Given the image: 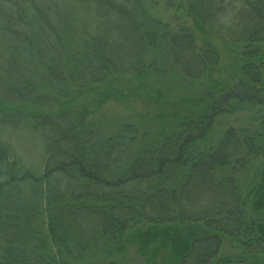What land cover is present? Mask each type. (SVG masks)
I'll use <instances>...</instances> for the list:
<instances>
[{"label": "trees", "instance_id": "1", "mask_svg": "<svg viewBox=\"0 0 264 264\" xmlns=\"http://www.w3.org/2000/svg\"><path fill=\"white\" fill-rule=\"evenodd\" d=\"M114 5L110 28L81 40L67 19L52 22L35 5L32 14L0 11V134L31 126L44 150L41 165L26 163L0 135V264H129L135 231L145 242L150 231H176L161 258L140 243L137 264H215L224 236L245 238L240 259L264 264V165L256 163L264 131L231 128L217 145L198 142L228 108L264 107V0H196L198 18L236 56L221 96L191 85L219 64L216 42L145 22L138 0L124 12ZM147 73L204 100L199 119L172 121L167 134L141 142L134 124L105 130L66 104L78 89L124 76L143 82ZM198 224L205 233L181 234Z\"/></svg>", "mask_w": 264, "mask_h": 264}, {"label": "rangeland", "instance_id": "2", "mask_svg": "<svg viewBox=\"0 0 264 264\" xmlns=\"http://www.w3.org/2000/svg\"><path fill=\"white\" fill-rule=\"evenodd\" d=\"M139 1L145 22L148 19L163 22L165 25H170L174 32H179L183 28L190 29L194 33L196 44L216 42L217 51L220 55L219 64H217V67L209 68L202 80H192L191 85H194L196 89H199L201 85L204 88L209 87L217 96H221L225 90H231L230 74L227 73H230V68L225 64L232 62L235 55L231 53L232 48L223 44V41L217 36H212L206 25L198 18L196 0ZM9 3L14 5L15 8ZM127 3L128 0H0V11H14L17 13L25 9L29 13H33L31 8L35 5L43 14L51 15L52 22H55L57 18L67 19L74 32V40H81L88 34L94 35L96 32L110 28L108 25L110 17L106 13L110 5H120L119 11L124 12ZM112 28L116 30L115 27L112 26ZM117 33L118 30L112 33V36H116ZM156 75L155 73H147L143 82L124 76L122 81L115 79L88 88L78 89L66 104L69 109H76L88 119L103 122L102 126L105 130L108 127H114L111 126L112 124L132 123L139 130L141 142H153L159 137V133L167 134V126L172 121H183L189 118L199 119L200 112L205 107L202 103L204 100L189 99L185 90L178 91L173 89L174 87L158 86L161 85V82L157 83L160 77ZM262 77L264 81V70L262 71ZM148 82H151L152 85ZM42 87L44 88V85ZM46 88L50 89V86H46L45 91H47ZM196 91L197 94L201 92V90ZM2 109L3 106H0V111ZM20 109L26 110V108L21 107ZM28 111L33 114L38 113L37 108L28 109ZM231 128L239 131L245 130L251 134L256 131H264V107L256 106L246 109L243 106L242 108L234 106L228 108L226 113H222L216 118L209 134L198 142L205 141L203 147H206V149L210 145H217L223 134ZM0 135L3 136V139L16 145L18 154L26 163L42 164L41 162L44 159L43 141L40 139L39 133L31 130V126H10L6 130L3 129V133ZM260 142H264V135ZM256 163L257 165H264V158L258 159ZM262 187L264 188V185ZM255 198L256 193L254 192L250 199L253 201ZM250 199L245 196L248 205ZM247 208L250 209L249 206ZM140 228L143 232L150 229L147 225ZM191 230L201 234L205 233V228L198 224L197 228L196 225H189V229H182L181 234L185 235ZM136 232L129 238V250L132 256L129 264H137V261H139L138 247L140 243L145 248L146 254L148 253L147 256L161 258L165 246L172 244V240L168 239L173 238V233L176 235V231L171 232V235L161 231L159 237L153 231H150L148 237L145 236L148 242H145ZM240 238L237 240L227 236L222 238L223 241L217 255L218 260L215 264H237L239 261H245L240 259L245 248V241L242 243ZM228 257L233 259L230 260ZM242 263L248 264L247 261Z\"/></svg>", "mask_w": 264, "mask_h": 264}]
</instances>
